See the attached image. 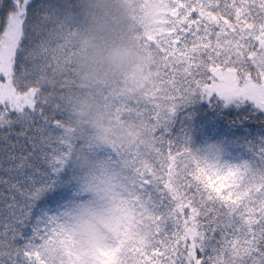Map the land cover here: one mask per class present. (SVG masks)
I'll return each mask as SVG.
<instances>
[{
  "label": "trees",
  "instance_id": "trees-1",
  "mask_svg": "<svg viewBox=\"0 0 264 264\" xmlns=\"http://www.w3.org/2000/svg\"><path fill=\"white\" fill-rule=\"evenodd\" d=\"M165 2L173 7L169 0ZM40 3L41 11L30 24V38L21 49V61L14 64V75L17 80L38 81L42 95L55 98L60 112L55 114L58 128L54 135L67 147L62 151L49 140L38 114L28 124L3 130L7 138H0V180L7 184L0 183V190L7 192L8 185L15 186L12 195L19 207L13 211L25 216L31 215L50 190L64 186L67 196L51 218L39 225L40 232L30 241L26 255L25 241L11 234L0 236V264H21L22 259L24 264H35L29 261L30 254H37L42 264H145L161 233L175 230L170 222H161L165 210L157 206L148 171L158 167L154 160L159 135L156 113L169 109L178 95L167 82L160 44L147 42L146 11L152 2L133 0V6L123 10L125 20H112L115 25L126 23L136 33L156 69L154 84L141 91L118 84L104 86L83 76L81 34L90 24V0H37ZM88 99L102 104V119L118 117L107 123L124 133L121 142H101L95 121L84 117ZM45 114H49L47 110ZM244 134H250L245 136L247 141L258 143L264 136V121L250 117L237 137ZM233 140L235 148L219 138L193 133L182 150L186 159L210 168H231L245 202L256 200L259 211L264 207V196L259 193L264 159L248 152L244 141ZM60 151V166H56L53 161ZM5 202L7 197H0V204ZM96 205L105 216L102 247L83 242L85 236L93 238L78 216L83 208ZM50 207L46 205L43 211L48 213ZM0 218L11 219L7 209L0 211ZM194 231L187 233L188 243ZM221 238L217 234L211 246H218Z\"/></svg>",
  "mask_w": 264,
  "mask_h": 264
},
{
  "label": "snow or ice",
  "instance_id": "snow-or-ice-1",
  "mask_svg": "<svg viewBox=\"0 0 264 264\" xmlns=\"http://www.w3.org/2000/svg\"><path fill=\"white\" fill-rule=\"evenodd\" d=\"M169 3L175 10L172 30L159 44L167 82L178 95L169 109L156 113L158 167L148 171L157 206L165 210L161 222H170L175 230L161 233L145 264H264V207L258 211L256 200L245 202L231 168H210L186 159L182 150L193 133L219 138L233 148L236 137L248 152L264 159V136L258 143L245 139L250 134L237 137L250 117L264 121V0ZM41 8L37 0H0V138H7L3 130L28 124L38 114L49 140L63 151L67 146L54 135L55 114L60 112L55 98L43 96L38 81L17 80L14 75V64L19 65L22 46L31 35L30 24ZM62 151L53 161L56 166ZM14 187L0 190V197H7L0 211L7 209L11 216L0 218V236L11 234L25 241L26 255L39 225L51 218L67 189L50 190L25 216L13 211L19 207ZM259 193L264 196V183ZM46 205L54 207L45 213ZM193 228L188 243L187 233ZM217 234L222 238L212 247Z\"/></svg>",
  "mask_w": 264,
  "mask_h": 264
},
{
  "label": "clouds",
  "instance_id": "clouds-1",
  "mask_svg": "<svg viewBox=\"0 0 264 264\" xmlns=\"http://www.w3.org/2000/svg\"><path fill=\"white\" fill-rule=\"evenodd\" d=\"M133 0H90V24L81 34L80 64L83 76L97 84H118L129 91H141L154 84L156 69L149 63L145 50L136 33L126 23L115 25L114 18L125 20L123 10L130 9ZM102 104L88 99L84 103V117L95 121L98 138L105 144L121 142L124 133L102 119ZM112 127L110 132L106 131ZM84 243L102 247L103 236Z\"/></svg>",
  "mask_w": 264,
  "mask_h": 264
},
{
  "label": "rangeland",
  "instance_id": "rangeland-1",
  "mask_svg": "<svg viewBox=\"0 0 264 264\" xmlns=\"http://www.w3.org/2000/svg\"><path fill=\"white\" fill-rule=\"evenodd\" d=\"M150 1L152 3L148 5L146 11V19L149 23L147 42L159 43L160 38L169 34L172 30V21L175 17V10L173 7H169L165 0ZM53 207L54 206H51L50 208ZM78 216L84 231L90 233L91 238L95 239L97 236H103L104 240L106 239V227L104 226L105 216L98 205L87 207L85 209L83 208L82 211L78 212ZM28 259L35 264H42L37 254H30Z\"/></svg>",
  "mask_w": 264,
  "mask_h": 264
}]
</instances>
